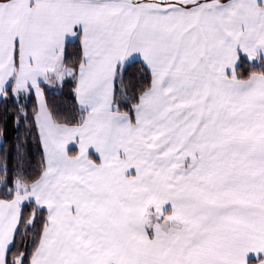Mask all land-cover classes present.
<instances>
[{
    "label": "snow or ice",
    "instance_id": "6c2138e0",
    "mask_svg": "<svg viewBox=\"0 0 264 264\" xmlns=\"http://www.w3.org/2000/svg\"><path fill=\"white\" fill-rule=\"evenodd\" d=\"M0 264H264V0H0Z\"/></svg>",
    "mask_w": 264,
    "mask_h": 264
}]
</instances>
